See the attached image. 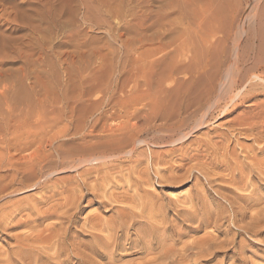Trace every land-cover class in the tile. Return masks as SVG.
<instances>
[{
	"label": "bare ground",
	"instance_id": "bare-ground-1",
	"mask_svg": "<svg viewBox=\"0 0 264 264\" xmlns=\"http://www.w3.org/2000/svg\"><path fill=\"white\" fill-rule=\"evenodd\" d=\"M260 8L239 56H128L117 121L37 102L36 81L25 108L3 84L0 264L264 261V56L250 48L264 49ZM188 34L172 38L181 47ZM192 183L185 198L165 193Z\"/></svg>",
	"mask_w": 264,
	"mask_h": 264
},
{
	"label": "rangeland",
	"instance_id": "rangeland-1",
	"mask_svg": "<svg viewBox=\"0 0 264 264\" xmlns=\"http://www.w3.org/2000/svg\"><path fill=\"white\" fill-rule=\"evenodd\" d=\"M260 3L253 5L251 0H0V63L4 57L0 69L7 73L5 82L0 77V92L3 84L7 85V97L11 96L10 86L15 94L21 91V106L25 107L29 100L34 101L30 93L33 90L37 91L34 92L36 100H49L46 105L73 107L78 118L90 122L102 117L117 121L113 118L119 109L112 108L115 106L112 102L119 71L134 68L130 56H157L158 59L162 56H239L245 45L248 48V29L255 22L252 16L264 1ZM162 23L166 25L159 26ZM208 29L214 31L213 37L206 33ZM180 30L189 32L186 45L183 43L181 47L172 38ZM258 45L251 44L250 48L254 54L264 56V49ZM82 80L86 85L81 84ZM31 85L34 88L30 90ZM78 109L84 112L79 114ZM106 114L113 118H107ZM220 121L224 122L215 121L209 126L211 129L208 127L197 136L220 129L223 123ZM246 143L250 145V141ZM192 186L193 183L187 184L165 193L182 198ZM222 204L227 205L223 201ZM94 208L87 209L85 214ZM222 223L224 227L229 225L226 221ZM253 262L264 264L261 255Z\"/></svg>",
	"mask_w": 264,
	"mask_h": 264
}]
</instances>
